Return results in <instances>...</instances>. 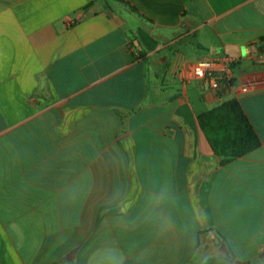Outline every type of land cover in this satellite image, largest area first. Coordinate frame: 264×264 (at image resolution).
Returning a JSON list of instances; mask_svg holds the SVG:
<instances>
[{
    "label": "crops",
    "instance_id": "obj_1",
    "mask_svg": "<svg viewBox=\"0 0 264 264\" xmlns=\"http://www.w3.org/2000/svg\"><path fill=\"white\" fill-rule=\"evenodd\" d=\"M0 264H264V0H0Z\"/></svg>",
    "mask_w": 264,
    "mask_h": 264
},
{
    "label": "trees",
    "instance_id": "obj_2",
    "mask_svg": "<svg viewBox=\"0 0 264 264\" xmlns=\"http://www.w3.org/2000/svg\"><path fill=\"white\" fill-rule=\"evenodd\" d=\"M198 120L222 166L262 146L261 138L237 99L203 112Z\"/></svg>",
    "mask_w": 264,
    "mask_h": 264
},
{
    "label": "built area",
    "instance_id": "obj_3",
    "mask_svg": "<svg viewBox=\"0 0 264 264\" xmlns=\"http://www.w3.org/2000/svg\"><path fill=\"white\" fill-rule=\"evenodd\" d=\"M227 62H230L231 59L227 58ZM216 62L214 60H202L199 61L194 68V73L190 79H197L205 84H207L214 91L220 92L227 86L231 80V72H228L224 75L218 73L215 70Z\"/></svg>",
    "mask_w": 264,
    "mask_h": 264
}]
</instances>
